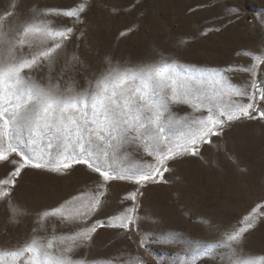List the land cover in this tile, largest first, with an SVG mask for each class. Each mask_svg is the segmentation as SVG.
<instances>
[{
	"label": "snow or ice",
	"instance_id": "1",
	"mask_svg": "<svg viewBox=\"0 0 264 264\" xmlns=\"http://www.w3.org/2000/svg\"><path fill=\"white\" fill-rule=\"evenodd\" d=\"M19 2L11 0V10L0 12V166L7 169L0 177V202L7 204L8 222L20 223L13 191L26 168L68 175L79 165L97 174V179L92 197L74 206L75 211L65 205L71 206L83 193L37 214L40 229L51 221L80 225L78 229L58 233L53 225L49 236L35 235L33 228L34 235L22 245H0V264H97L96 259L74 258V253L90 246L99 228L128 232L135 226V202L138 194L143 195L140 188L170 183L165 180V173L174 171L169 162L198 157L203 145L215 143L212 137H223L237 124L255 120L254 113L264 118V78L245 87L234 85L225 75L238 70L232 65L211 74L186 75L184 65L161 54L130 66L119 62L112 66L106 58L109 68L77 90L72 83H62L63 69L52 75L60 50L75 34L71 24L57 21L64 17L83 23L87 0L70 8L49 6L40 11L33 5L27 16L17 11ZM229 13L238 18V7H230ZM246 55L257 63L242 70L254 76L258 64H264V50ZM205 80L211 88L192 86V81ZM175 105H187L192 112L179 116L173 111ZM129 148L143 156L135 159ZM113 181L137 186L123 198L132 203L119 214L89 223L101 210ZM250 218L251 214L237 225L219 226L216 239L198 242L183 264L218 256L220 264H264V255L243 248L246 233L255 227ZM103 264L113 261L109 258Z\"/></svg>",
	"mask_w": 264,
	"mask_h": 264
},
{
	"label": "rangeland",
	"instance_id": "2",
	"mask_svg": "<svg viewBox=\"0 0 264 264\" xmlns=\"http://www.w3.org/2000/svg\"><path fill=\"white\" fill-rule=\"evenodd\" d=\"M80 2L20 0L17 11L27 16L33 5L40 11L49 6L70 8ZM10 4L11 0H0V12L11 10ZM232 6L238 7V18L229 13ZM82 17L83 23L58 18V23L71 24L75 34L60 50L52 70L55 76L63 69L62 83H72L77 90L109 68L106 58L112 66L117 62L130 66L158 59L161 54L184 65L186 75L211 74L232 65L239 66L238 70L225 75L234 85L245 87L264 78V64H258L254 76L242 70L257 63L247 52L264 50V0H87ZM217 27L220 31L212 30ZM42 71L48 74L47 67ZM192 86L212 87L208 80L192 81ZM173 111L183 116L192 109L175 105ZM254 115L255 120L237 124L223 137H212L215 143L203 145L198 157L169 162L174 171L165 173V180L170 183H148L140 188L143 195L138 194L135 202L136 225L128 232L99 228L90 246L79 248L74 258L96 259L97 264L109 258L113 264L129 260L133 264H183L198 242L216 239L219 226L237 225L249 214L255 227L246 233L243 248L264 255V118ZM128 151L135 159L143 156L133 148ZM6 170L0 166V177ZM96 179L97 174L79 165L68 175L24 169L12 201L20 213L16 217L19 224L8 222L7 204L0 202V245H22L34 235L33 228H37L35 235L49 236L53 225L58 233L78 229L80 225L56 221L40 229L37 214L83 193L71 206L65 205L68 211H75L74 206L87 202L96 191ZM136 187L126 181L111 182L101 210L89 223L119 214L132 203L123 199L125 194ZM197 264H220V258Z\"/></svg>",
	"mask_w": 264,
	"mask_h": 264
}]
</instances>
